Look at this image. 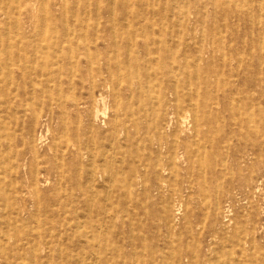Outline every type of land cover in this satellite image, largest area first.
I'll list each match as a JSON object with an SVG mask.
<instances>
[{"label": "rangeland", "instance_id": "1", "mask_svg": "<svg viewBox=\"0 0 264 264\" xmlns=\"http://www.w3.org/2000/svg\"><path fill=\"white\" fill-rule=\"evenodd\" d=\"M17 1L0 0V59L7 48L17 56L22 38L37 39L40 23L48 22L46 36L66 25L80 34L85 16V41L101 37V50L112 48L107 57L118 83H107L105 60L96 62L102 75L91 107L85 57V84L74 91L84 99L79 112L70 110L65 127L57 113L50 114L53 90L24 83L23 72L15 70L16 81L0 95L18 112L8 116L11 135L4 144L16 152L28 143L30 135L15 133V126L26 129L41 113L36 136H43L38 149L47 165L60 152L53 142L62 149L68 144L76 179L80 165L72 143L81 141L88 146L81 160L85 190L93 187L105 197L96 189L102 176L95 174V181L91 173L108 168L114 156L120 198L112 228L107 220L113 212L105 216L86 193L73 200L76 210L62 212L57 203L66 197L56 200L55 193L59 176L49 183L42 178L38 198L26 191L15 197L21 214L0 210V264H104L105 248L119 254L107 264H147L152 254H160L154 264H163L172 246L212 253L224 229L240 232L244 243L228 248V259L214 252V264H264V0ZM90 110L98 115L94 123ZM24 171L20 181L29 186ZM68 189L82 197L81 189Z\"/></svg>", "mask_w": 264, "mask_h": 264}, {"label": "bare ground", "instance_id": "2", "mask_svg": "<svg viewBox=\"0 0 264 264\" xmlns=\"http://www.w3.org/2000/svg\"><path fill=\"white\" fill-rule=\"evenodd\" d=\"M112 7L114 6L112 5ZM47 23L48 22L39 24L38 32H41V36L39 35L37 39H31V37H24L21 39V49L18 51L19 54L17 56L14 55L11 48H7L5 57L0 59V95H4L6 93V85H8L9 83H14L16 81L14 72L15 70L19 69L23 72L22 80L24 81V83H29V81L31 80L33 84L39 85L43 89L53 90L51 91V94H54L55 97H51L50 105L55 104L56 108H51L50 114L57 113L62 123L65 124L66 127V124L70 119V110L79 112L81 103L84 99L82 94L77 96L74 91L79 84H81L82 86L85 84V57L87 59L86 64H88L90 68L88 76L90 78V81L92 82L91 88H89L88 92L89 98L91 100V107L96 103L95 91L98 88L96 79H98V77L100 78L102 75V71L100 68H93V65L96 62H99L101 60L106 61V64L111 71L109 72L111 79L108 80L107 83L111 85L114 80V84L116 85L117 80L115 82V70L110 67V58L107 57L112 48L101 50L99 44V40L101 37L97 38L96 40H91L90 42L85 41V35L83 32H85L86 29L89 30V25L85 24V16H83V20L80 23V34H75L76 30H74L73 27L66 25L61 27L56 26L54 29H51L50 34L46 36L45 33H47ZM12 35L14 36L15 34ZM81 41L84 42V46L80 44ZM30 47L35 48V52L36 54H39V56H33L31 54ZM76 78H78L79 80H77ZM108 84L106 86H108ZM66 85L69 87V90L72 91V93H70L71 97H69V93L65 88ZM35 91L36 90L33 89V92ZM16 113L18 112H14L10 109L8 101H5V99H0V210H3L9 215L18 216L24 211V208L18 207L14 204L16 200L15 197L24 193L25 191L28 192V194L37 197V195H39V193L41 192V179L43 178L44 183H49L52 176L57 175L59 176V180L58 186L55 188V190L57 191L55 192L57 195L56 197H58V199L56 200L61 201V196H59L58 194H62L66 197L62 199V202L60 204L57 203V205L62 208V212H72V210H76L78 206L73 203V200H84L86 193L94 201L96 200V203H94V207L98 208V210H103V214H105V216H107L109 212H113L112 214H110L111 217L107 220L110 221L111 227L113 228L114 226L112 225V217H115L113 215L118 213L116 202L120 198V190L118 189V179L120 173L114 162L115 157L113 156L111 158L112 162L111 165L108 166V168L101 165V169H98L96 173H91L94 180L95 174H100L104 180V183H98V186H96V189L102 191V193H105V197L103 198L105 199L106 203L103 204L102 208H100L101 202L104 201L100 193L98 191H93V187L91 189H88V191L85 190V163L81 162V160L85 156L84 151H87L88 146L85 144L82 145L81 141H75L72 143L73 146L77 148L75 153H77V164L80 165V168L77 169L80 176H76V179L73 178L72 165L66 157V149L69 146L68 144L66 145V149H62L63 146L60 145V143L54 141L52 148H55L58 151L60 149V152L56 154V160L54 161L51 158L53 162H50V164L47 165L49 159L44 157L46 154L41 155L38 149V142L43 138V136H41L42 138L38 139L36 136V126L38 124V121L36 119L42 116L41 113H39L37 114L35 121L31 123L28 128L25 129L23 125L22 127H19V125L15 126V133L17 131L19 132L20 130H24L26 131V134L30 135V140L28 143L24 141L23 146L19 148L18 151L14 152L11 149V143L9 146L4 144V138H8V136L11 135V132H6L9 130V127L7 126L8 116L10 115L11 117L17 118ZM88 113L90 114V122H96L98 115H94L93 110L88 111ZM12 114L14 115L12 116ZM111 129L116 130V125H111ZM178 132V129L175 130V137L178 136ZM14 146H16V144ZM170 155L171 157H174V149L171 150ZM42 156L44 160H48L43 161V163L47 165V168H43L40 166L39 159L42 158ZM9 161H12L11 168H8ZM171 164L173 165L174 161H172ZM21 169H25L24 174L26 179L29 181V186L21 183L20 181ZM77 170L75 171L76 173H78ZM12 177L17 180L16 185L14 184V182L12 183ZM64 185L66 186V188ZM70 185H72L73 189L82 190V197L80 199L68 189V186ZM57 189L61 192H58ZM97 203L100 204V207L96 205ZM224 230L223 232L217 233V238L220 241L217 242L215 249H212V253L210 252L209 254L204 255L202 253V249L198 250V252L192 253H189L188 251L178 252V249L175 248V246H172L170 249V254L168 252H164V255L169 257V262L163 264H183V260H189L187 262L188 264H207L208 262L210 264H214L212 257V254L214 252L219 255V259H221L222 257H226V259H228V257H230L231 255V251L228 248L232 250L235 247L243 246L244 239L241 236L240 232L227 234L226 232H224ZM15 239L16 241H21V236H16ZM213 244L215 245V242ZM115 255L119 256L115 248L111 250H106V248L101 250V260L104 264H107V262H109L112 257L116 258ZM158 256L160 257V254H152V261L147 264H154ZM44 258H46V256ZM61 259L62 261H64L62 257ZM67 259L69 261L70 257H68ZM117 261L118 264H125L124 260L123 263H120L121 260Z\"/></svg>", "mask_w": 264, "mask_h": 264}]
</instances>
